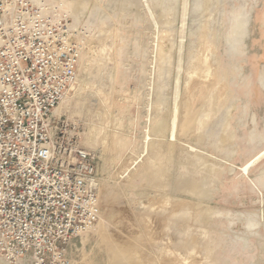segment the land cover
<instances>
[{
	"label": "rangeland",
	"instance_id": "1",
	"mask_svg": "<svg viewBox=\"0 0 264 264\" xmlns=\"http://www.w3.org/2000/svg\"><path fill=\"white\" fill-rule=\"evenodd\" d=\"M60 1L101 212L56 264H264V0Z\"/></svg>",
	"mask_w": 264,
	"mask_h": 264
},
{
	"label": "built area",
	"instance_id": "2",
	"mask_svg": "<svg viewBox=\"0 0 264 264\" xmlns=\"http://www.w3.org/2000/svg\"><path fill=\"white\" fill-rule=\"evenodd\" d=\"M60 0H0V257L56 264L100 217L96 154L53 111L82 46Z\"/></svg>",
	"mask_w": 264,
	"mask_h": 264
},
{
	"label": "bare ground",
	"instance_id": "3",
	"mask_svg": "<svg viewBox=\"0 0 264 264\" xmlns=\"http://www.w3.org/2000/svg\"><path fill=\"white\" fill-rule=\"evenodd\" d=\"M247 18V17H246ZM244 23V22H243ZM245 24H247V22L245 23ZM244 33V32H243ZM209 100V99H208ZM62 102H63V100H62ZM61 108V102L59 103V105L56 107V110H59ZM62 112V111H61ZM193 117H195V114L194 115H192V117H187V118H185V121H184V123H183V128L184 129H186V128H188V127H190V124L193 122ZM163 123V122H162ZM162 123H159L158 124V128L159 129H162L163 128V125H162ZM181 125V124H180ZM182 128V127H181ZM156 129V128H155ZM183 129V130H184ZM156 130H158V129H156ZM200 158V157H199ZM159 169V168H158ZM153 173V172H152ZM157 173V172H156ZM187 186H191V190H196V189H194L193 187H194V185L193 184H191V182H187V185H186V187ZM197 187H198V185H197ZM188 188V187H187ZM193 188V189H192ZM195 188H196V185H195ZM198 189V188H197ZM112 197V196H111ZM114 248V247H113ZM115 255H120V256H127L128 258H130L131 256H129V249L128 248H118V247H115ZM122 259V258H121ZM124 259V258H123ZM131 259V258H130ZM129 259V260H130ZM133 259H134V257H133ZM130 260V264H139V263H137V261L135 260ZM123 261V260H122ZM3 263V262H2ZM6 263V262H5Z\"/></svg>",
	"mask_w": 264,
	"mask_h": 264
}]
</instances>
